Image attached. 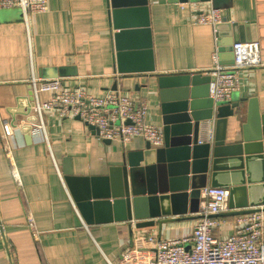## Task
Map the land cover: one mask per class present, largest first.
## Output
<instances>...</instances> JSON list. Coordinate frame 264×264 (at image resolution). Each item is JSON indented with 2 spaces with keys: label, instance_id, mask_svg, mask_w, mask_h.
<instances>
[{
  "label": "crops",
  "instance_id": "1",
  "mask_svg": "<svg viewBox=\"0 0 264 264\" xmlns=\"http://www.w3.org/2000/svg\"><path fill=\"white\" fill-rule=\"evenodd\" d=\"M179 2L148 0L155 69L126 74L113 69L106 0H46V11L29 14L27 25L20 8L0 9V264L116 263L136 246L138 230L161 238L190 236L197 221L190 214L155 218L152 226L137 229L135 220L87 224L77 210L63 180L62 159L70 158L75 174L99 175L121 164L126 152L140 148L146 141L140 136L106 143L79 118L45 111V138L32 135L27 142L14 127L11 159L2 145L3 123L12 116L9 109L17 107L18 99L25 100L18 106L26 109L31 78H49L44 77L45 69L56 67L76 70L75 75L57 76L60 88L81 87L102 96L115 85L114 90L144 100L146 122L160 127L154 74L208 72L215 36L211 25L195 19L210 6L219 9L220 21L253 23L249 35L254 30L264 63V0H187L182 6ZM226 31L221 30L219 38ZM238 84L231 100L239 102L241 124L248 100L264 112V64L239 70ZM38 96L47 99L50 92ZM16 118L20 124L26 121L25 115ZM28 216L37 234L29 228ZM230 216H219L225 221L214 230L216 236L232 233L236 215Z\"/></svg>",
  "mask_w": 264,
  "mask_h": 264
},
{
  "label": "water",
  "instance_id": "2",
  "mask_svg": "<svg viewBox=\"0 0 264 264\" xmlns=\"http://www.w3.org/2000/svg\"><path fill=\"white\" fill-rule=\"evenodd\" d=\"M106 5L114 71L153 72L148 0H106ZM249 27L253 23L228 20L214 25L220 64H233V43L256 40L254 30L249 35ZM224 28L227 31L219 38ZM75 74L76 70L56 67L45 69L44 77ZM154 75L159 87L162 145L145 141L140 148L126 152L121 164L111 165L99 175L75 174L70 158L62 159L63 180L85 223L135 220L134 226L141 229L152 226L155 218L169 215L197 218L200 190L206 185L228 191V211L218 216H237L264 205V112L251 106L254 100H248L246 121L240 124L238 101L213 102L208 73ZM27 99L26 109L19 107V101L25 105V100L18 99L17 107L9 112L12 126L18 123L16 114L25 115L19 128L29 142L31 125L27 122L36 119L31 86ZM207 120L213 123V140L197 143Z\"/></svg>",
  "mask_w": 264,
  "mask_h": 264
},
{
  "label": "built area",
  "instance_id": "3",
  "mask_svg": "<svg viewBox=\"0 0 264 264\" xmlns=\"http://www.w3.org/2000/svg\"><path fill=\"white\" fill-rule=\"evenodd\" d=\"M210 1V0H208ZM183 1L179 2L182 6ZM20 8L27 25L31 13L46 11V0H0L2 8ZM220 12L210 6L200 11L196 23L209 24L215 36V49L212 53V65L208 75L209 95L215 104L231 101L232 94L238 89V72L243 68L262 66L260 49L256 41H238L233 43V64L226 67L219 63L214 25L220 21ZM32 112L36 117L29 134L45 138L43 113L53 111L59 117H78L85 124L96 128L98 140H120L127 142L134 136H140L152 146L163 143L160 127L146 122L147 104L125 92L107 90L102 96H94L84 88H60L58 77H32ZM50 92L47 99L38 96L41 92ZM19 129L20 123L12 126L3 123V149L9 159L12 146L9 138L13 128ZM213 140L212 120L203 122L197 143ZM14 177L16 179V174ZM228 191L225 188L206 185L200 190V200L196 212L197 221L188 237L161 238L153 233L144 235L140 230L134 236L136 246L129 250L118 262L107 260V264H264V205L255 206L253 211L235 216L233 231L226 236H216L214 230L225 220L218 214L226 212ZM29 228L37 234L33 219L28 216ZM133 228V226H132ZM146 241L145 244L142 243Z\"/></svg>",
  "mask_w": 264,
  "mask_h": 264
},
{
  "label": "trees",
  "instance_id": "4",
  "mask_svg": "<svg viewBox=\"0 0 264 264\" xmlns=\"http://www.w3.org/2000/svg\"><path fill=\"white\" fill-rule=\"evenodd\" d=\"M232 217H233V216H230L229 218H232ZM223 218H225V219H226V218H228V217H227V216H224Z\"/></svg>",
  "mask_w": 264,
  "mask_h": 264
}]
</instances>
